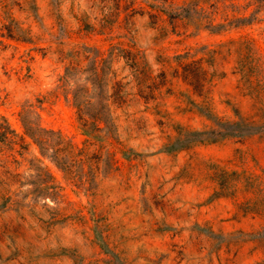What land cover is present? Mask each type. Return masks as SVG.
<instances>
[{"label":"rangeland","instance_id":"obj_1","mask_svg":"<svg viewBox=\"0 0 264 264\" xmlns=\"http://www.w3.org/2000/svg\"><path fill=\"white\" fill-rule=\"evenodd\" d=\"M0 264H264V0H0Z\"/></svg>","mask_w":264,"mask_h":264},{"label":"trees","instance_id":"obj_2","mask_svg":"<svg viewBox=\"0 0 264 264\" xmlns=\"http://www.w3.org/2000/svg\"><path fill=\"white\" fill-rule=\"evenodd\" d=\"M22 120L25 133L38 146L40 152L50 157L62 170L69 172L74 165L83 166V157L93 143L88 142L83 147H78L61 131L46 128L40 121L32 123L25 118ZM201 136L203 135H197L196 138L201 140ZM112 158L111 156L110 160Z\"/></svg>","mask_w":264,"mask_h":264}]
</instances>
